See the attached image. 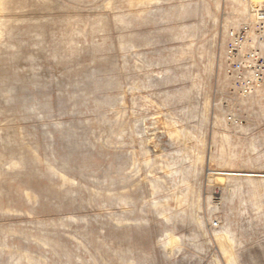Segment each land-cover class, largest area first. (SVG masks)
Masks as SVG:
<instances>
[{
  "label": "rangeland",
  "instance_id": "obj_1",
  "mask_svg": "<svg viewBox=\"0 0 264 264\" xmlns=\"http://www.w3.org/2000/svg\"><path fill=\"white\" fill-rule=\"evenodd\" d=\"M262 14L0 0V264H264Z\"/></svg>",
  "mask_w": 264,
  "mask_h": 264
},
{
  "label": "built area",
  "instance_id": "obj_2",
  "mask_svg": "<svg viewBox=\"0 0 264 264\" xmlns=\"http://www.w3.org/2000/svg\"><path fill=\"white\" fill-rule=\"evenodd\" d=\"M242 2L246 5V6H260V5H264V0H242ZM262 17H264V14L261 15ZM239 33H242V31H239Z\"/></svg>",
  "mask_w": 264,
  "mask_h": 264
}]
</instances>
